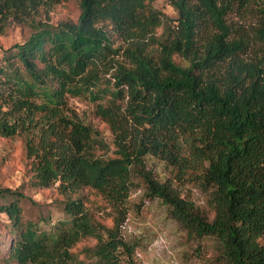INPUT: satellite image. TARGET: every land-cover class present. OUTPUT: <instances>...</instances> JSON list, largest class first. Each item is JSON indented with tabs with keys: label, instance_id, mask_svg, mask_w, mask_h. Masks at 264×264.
Returning <instances> with one entry per match:
<instances>
[{
	"label": "trees",
	"instance_id": "obj_1",
	"mask_svg": "<svg viewBox=\"0 0 264 264\" xmlns=\"http://www.w3.org/2000/svg\"><path fill=\"white\" fill-rule=\"evenodd\" d=\"M153 1L78 0L77 21L53 25L38 16L55 0H0V32L30 30L0 51V138L20 139L33 186L56 187L64 217L30 220L23 205L34 203L0 190V264H134L122 227L136 179L216 243L218 264H264V0H168L174 19ZM73 98L94 105L110 144L69 109ZM147 157L198 185L212 221L157 182ZM83 191L107 204L110 226Z\"/></svg>",
	"mask_w": 264,
	"mask_h": 264
},
{
	"label": "rangeland",
	"instance_id": "obj_2",
	"mask_svg": "<svg viewBox=\"0 0 264 264\" xmlns=\"http://www.w3.org/2000/svg\"><path fill=\"white\" fill-rule=\"evenodd\" d=\"M55 1V5L47 13L39 12L38 19L53 25L61 22L75 23L80 13L78 0ZM150 6L169 19L175 18L168 0H154ZM239 18L235 15L231 17L235 22ZM162 32L163 29H158L157 35ZM29 34L30 30L25 25H8L0 32V51L24 42ZM174 60L181 65L180 59ZM68 107L82 122L98 131L107 143H111L108 128L94 115V105L84 98H73L68 99ZM110 149L113 151L112 147ZM145 167L157 182H169L180 198L191 202L206 220L212 221L214 215L208 206L207 194L198 185L189 181L178 184L173 179V171L154 158L147 157ZM30 177L20 139L0 138V190L18 191L30 199L34 206L23 205L26 217L30 220H37L40 215H50L52 222L63 219L59 207L62 198L56 187L41 190L33 186ZM145 194L142 182L136 179L127 199V216L122 227L125 241L135 245L134 264H218L217 246L212 239L193 236L171 218L168 208L160 200L148 199ZM82 195L94 218L110 226L107 204L93 192L83 191ZM5 224V219L0 217V245L6 246L8 239ZM91 245V242L80 244L77 250Z\"/></svg>",
	"mask_w": 264,
	"mask_h": 264
}]
</instances>
